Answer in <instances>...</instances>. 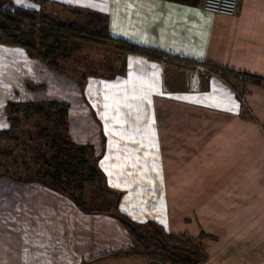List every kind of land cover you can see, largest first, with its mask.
Instances as JSON below:
<instances>
[{
  "label": "crops",
  "instance_id": "0c3cea01",
  "mask_svg": "<svg viewBox=\"0 0 264 264\" xmlns=\"http://www.w3.org/2000/svg\"><path fill=\"white\" fill-rule=\"evenodd\" d=\"M9 1L66 25L101 15L112 38L159 54L79 39L87 56L108 48L119 57L111 75L92 74L85 87L101 117L111 112L102 121V180L134 220L210 235L203 264H264V0H240L234 16L204 10V0ZM35 40L50 56L78 39L39 30ZM37 61L25 47L0 45V102L37 77ZM184 61L224 73L192 93ZM15 187L14 222L0 215V264H150L105 255L133 246L116 217L38 181ZM7 188L0 180V208Z\"/></svg>",
  "mask_w": 264,
  "mask_h": 264
},
{
  "label": "rangeland",
  "instance_id": "374dc122",
  "mask_svg": "<svg viewBox=\"0 0 264 264\" xmlns=\"http://www.w3.org/2000/svg\"><path fill=\"white\" fill-rule=\"evenodd\" d=\"M24 29L29 32L31 27L25 24ZM50 42L52 44V41ZM0 45H7L3 43L1 34ZM49 47L47 42L40 40L35 42V49L30 54L39 60L36 63L37 77L33 80L25 79L21 94L20 92L12 94L11 91L6 101L4 99V102H0V130L10 127L8 114L10 104L28 102L31 104L29 110L20 112L22 117V126L18 131L20 145L15 147L12 142L0 141V180L6 182L8 187L7 199L4 201L6 205L0 208V215L9 223L15 220L17 198L15 185L19 182L15 177L18 176L23 181L28 178L44 179L41 174L47 168H44L40 152L46 150L45 134H50L60 146H63L67 156L83 154L92 160L88 161L89 163L75 162L72 169L76 174H66L63 181H55L57 186L66 188L68 193L80 199L85 207L91 210H109L110 200L114 197L107 192V181L102 180L100 174L91 166V164L98 166L107 145L102 121L109 120L111 112L101 117L90 105L85 87L92 74L111 75L119 57L112 54L108 48L102 49L101 56H87L85 54L88 45L79 39L66 46L65 55L61 53L59 55L56 51L57 54L52 53L49 56L47 53ZM64 50L65 48L61 52ZM90 51L93 54L96 52L94 49ZM97 52L98 55L101 53L99 50ZM46 55L48 58H45ZM95 58L98 62H95ZM0 80V84H3L2 77ZM52 102H57L58 108H55ZM85 103L91 106L92 113L83 110ZM30 138L35 142L33 148L29 144ZM88 146L90 150L82 153L81 149L85 150ZM94 159H97L96 163ZM8 170L10 172H7Z\"/></svg>",
  "mask_w": 264,
  "mask_h": 264
},
{
  "label": "trees",
  "instance_id": "16d2710c",
  "mask_svg": "<svg viewBox=\"0 0 264 264\" xmlns=\"http://www.w3.org/2000/svg\"><path fill=\"white\" fill-rule=\"evenodd\" d=\"M9 0H0V34L3 43L11 46H22L32 53L35 49V34L37 31L45 37L58 36L66 39H80L83 38L88 41L98 43H117L124 49L146 53L153 57H160L154 51L147 48L127 44L119 39H114L109 35L108 21L105 17L92 14L90 21L82 26L66 25L58 23L53 19L48 18L43 13L29 10L21 6H16L15 10H10ZM31 27L29 32H26L24 25ZM46 54V53H45ZM45 58H48L46 55ZM51 63V62H50ZM56 108L58 103L52 102ZM28 103H12L9 107L10 127L0 130V141H8L14 143L15 147L20 145V138L18 136L19 128L22 126L21 111L30 109ZM58 108V107H57ZM85 112L92 113V108L88 103L83 105ZM42 110L43 108L40 107ZM78 109V108H77ZM94 114V113H93ZM46 150L40 152L41 159H43L44 168L42 172L43 180H34L33 178L25 179L26 182L38 181L51 188L57 189L65 194H68L82 209L87 212L107 213L116 217L128 230L133 240V246L130 248H121L113 250L105 255L110 256H141L150 261V264H203L206 259V251L204 240L211 237L205 233H201L198 237H193L188 233L176 234L170 233L155 220H148L146 222H139L131 218L128 214L121 211L119 202L122 193L111 191L108 192L114 196L110 200L109 210L99 211L91 210L85 207L80 199L67 192L66 188H61L56 185L55 181H63L66 174H76L72 168L75 162L89 163L91 158H86L84 155L67 156L64 152L63 146H60L50 134H45ZM33 138H30V147L34 146ZM54 147H57L54 149ZM79 149V148H78ZM84 149V148H83ZM89 151L88 146L82 153ZM80 151V150H79ZM80 151V152H81ZM89 161V162H88ZM97 159H94L96 163ZM18 166V164H16ZM95 172L103 176L97 165H92ZM7 172H10L9 170ZM18 181H23L20 177H15ZM54 182V183H53Z\"/></svg>",
  "mask_w": 264,
  "mask_h": 264
},
{
  "label": "built area",
  "instance_id": "2783aa9c",
  "mask_svg": "<svg viewBox=\"0 0 264 264\" xmlns=\"http://www.w3.org/2000/svg\"><path fill=\"white\" fill-rule=\"evenodd\" d=\"M240 0H204L203 9L217 14H223L227 16H234L239 7ZM10 10L14 11L15 8L9 6ZM184 63L190 65L189 73V92L197 93L202 90L203 80L205 77L213 74L221 75L224 73L214 67L208 66L202 63Z\"/></svg>",
  "mask_w": 264,
  "mask_h": 264
}]
</instances>
